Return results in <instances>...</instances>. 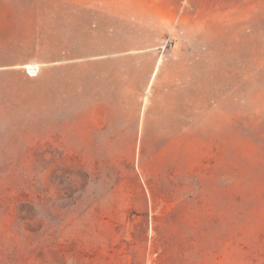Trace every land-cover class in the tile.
<instances>
[{"label":"rangeland","instance_id":"374dc122","mask_svg":"<svg viewBox=\"0 0 264 264\" xmlns=\"http://www.w3.org/2000/svg\"><path fill=\"white\" fill-rule=\"evenodd\" d=\"M0 264H264V0H0Z\"/></svg>","mask_w":264,"mask_h":264},{"label":"bare ground","instance_id":"6f19581e","mask_svg":"<svg viewBox=\"0 0 264 264\" xmlns=\"http://www.w3.org/2000/svg\"><path fill=\"white\" fill-rule=\"evenodd\" d=\"M27 66L28 68H30L29 72H31L32 74H35L33 71H36L37 69H39L40 64L35 63V64L27 65ZM32 68H34V70Z\"/></svg>","mask_w":264,"mask_h":264},{"label":"built area","instance_id":"2783aa9c","mask_svg":"<svg viewBox=\"0 0 264 264\" xmlns=\"http://www.w3.org/2000/svg\"><path fill=\"white\" fill-rule=\"evenodd\" d=\"M32 69L34 70V68H32ZM38 70H39V69H37L36 71H33V72L36 74V73L38 72ZM31 74H32V73H31ZM32 75H34V74H32Z\"/></svg>","mask_w":264,"mask_h":264},{"label":"trees","instance_id":"16d2710c","mask_svg":"<svg viewBox=\"0 0 264 264\" xmlns=\"http://www.w3.org/2000/svg\"><path fill=\"white\" fill-rule=\"evenodd\" d=\"M11 255H13V254L11 253Z\"/></svg>","mask_w":264,"mask_h":264}]
</instances>
